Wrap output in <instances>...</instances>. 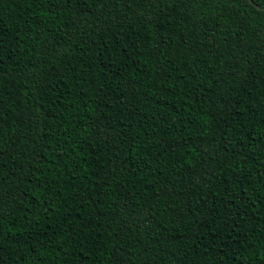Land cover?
I'll list each match as a JSON object with an SVG mask.
<instances>
[{
    "label": "trees",
    "instance_id": "obj_1",
    "mask_svg": "<svg viewBox=\"0 0 264 264\" xmlns=\"http://www.w3.org/2000/svg\"><path fill=\"white\" fill-rule=\"evenodd\" d=\"M0 264H264V0H0Z\"/></svg>",
    "mask_w": 264,
    "mask_h": 264
}]
</instances>
